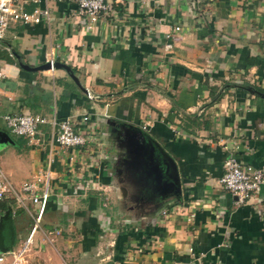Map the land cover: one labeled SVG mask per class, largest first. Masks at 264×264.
Segmentation results:
<instances>
[{
  "label": "crops",
  "instance_id": "crops-1",
  "mask_svg": "<svg viewBox=\"0 0 264 264\" xmlns=\"http://www.w3.org/2000/svg\"><path fill=\"white\" fill-rule=\"evenodd\" d=\"M107 1L112 11L94 23L75 14L74 0H50L48 25L9 28L27 60L9 44L7 57L16 59L25 88L6 94L14 104L0 109V120L34 107L33 114L67 117L78 129L94 126L97 135L72 154L57 149L49 124L34 142L15 140L27 160L21 181L51 160L40 245L28 263L264 264V180L240 203L218 182L228 154L264 179V98L244 89L264 92V0ZM50 51L92 99L63 69L19 66L40 65ZM0 69V82L10 79ZM211 89L218 98L209 103ZM136 129L175 161L179 197L159 194L136 169ZM6 211L0 252L14 239L13 211Z\"/></svg>",
  "mask_w": 264,
  "mask_h": 264
},
{
  "label": "built area",
  "instance_id": "built-area-1",
  "mask_svg": "<svg viewBox=\"0 0 264 264\" xmlns=\"http://www.w3.org/2000/svg\"><path fill=\"white\" fill-rule=\"evenodd\" d=\"M50 0H0V50L11 53L10 48L4 44V37L9 24H37L49 23V10L47 3ZM212 1V0H207ZM75 14L84 17L87 22L94 23L101 16L112 11V6L107 0H74ZM173 31L179 30L178 26H173ZM169 33L165 35L167 38ZM47 37V34H46ZM168 49L170 44H165ZM48 62L53 70L52 64L55 61L50 51L45 62ZM4 74L0 69V81ZM86 98L93 96L86 92ZM2 120L7 130L18 136H24L29 142H34L38 128L42 124H49L51 127L50 137L53 143L59 148H83L96 141L97 135L94 126L88 130L78 129L76 123L65 117L56 119L52 115L49 119L38 114H5ZM83 122L88 121V117H81ZM51 160L48 158L43 166L37 169L29 177L24 179L19 185H15L11 179L0 170V202L5 197H10L14 202L19 203L27 212L30 220V227L25 238L20 242V247L16 250L0 252V264H29L28 255L32 237L40 227V222L45 210L46 203L51 193L52 170ZM261 169L248 165H242L239 160L228 154L222 161V173L218 179L221 187L234 196L235 202H243L253 192L259 190L263 183ZM9 199V198H8ZM31 203L33 210H29L27 203ZM58 233V232H56ZM49 242L51 238H46ZM10 254L8 261L4 260V255Z\"/></svg>",
  "mask_w": 264,
  "mask_h": 264
},
{
  "label": "rangeland",
  "instance_id": "rangeland-1",
  "mask_svg": "<svg viewBox=\"0 0 264 264\" xmlns=\"http://www.w3.org/2000/svg\"><path fill=\"white\" fill-rule=\"evenodd\" d=\"M13 26V24H9L8 30H7V36H5V40L6 41L4 44L7 45L9 44L10 47H12L13 49L12 52L17 51L18 54H20L22 57L23 52H21V50L18 48L17 44H18V38L12 37L10 35V31L9 28H11ZM29 49H32V47L30 45H28ZM30 53H34L32 50L30 51ZM8 52L6 50H0V68L3 69V71H6L9 74V78L10 79H6L3 80L2 82H0V109L6 108V106H8L9 109H12L13 107L12 104H14V102H9L6 101V94L7 93H17L19 91L20 88H25L24 84L21 82V80L19 78H16L15 76V72L18 73L19 69L17 68L18 66L15 65L14 63V58H11L10 56H8ZM11 55V53H10ZM21 59V58H20ZM22 61L26 62V58L23 57V59H21ZM59 71V69H54V73H57ZM37 72V71H36ZM39 72V71H38ZM14 78V80H13ZM51 76L48 77L47 80H50ZM55 80V79H54ZM69 82L72 83L73 81L71 80V78H68ZM17 83L18 85V89H12L11 84L12 83ZM74 83V82H73ZM74 85H76L74 83ZM77 86V85H76ZM11 107V108H10ZM1 109V110H2ZM24 110H28V111H24L21 112L20 114H33L34 112V107L33 108H25ZM98 125H100V129L101 126H103L102 122H100ZM0 128L4 129V130H0L3 136H0V168L2 171H11L12 175H11V181L15 184V185H19L22 181L21 176L23 171L25 170V168L27 167V160H25V157H23L25 154L24 151L21 152H17V149H19V146L17 145V143H15V140L18 139H23L24 136H18V135H14L12 133H10L7 128L4 125V122H2V120H0ZM100 129H98V132H100ZM3 131V132H2ZM129 142H127L125 144L126 149H128V144ZM93 145V144H90ZM89 146V144L87 145ZM94 148L96 149L97 146H94ZM57 149L59 150V147L57 146ZM62 149V148H60ZM75 149V147H69V148H64V150H68L70 152V154L73 153V150ZM124 150V147H123ZM132 160V158H130ZM130 161V160H129ZM134 161V160H133ZM121 163V162H120ZM134 165L136 164L135 162H133ZM121 166V164H119ZM139 162L136 164V169H139ZM122 167V166H121ZM121 167L118 168V171H120L121 173L122 170L124 171V169H122ZM124 168V167H123ZM11 199L10 197H5L4 200H9ZM126 200V199H125ZM125 203H128V201H126ZM28 209L29 210H33V206L31 203H27ZM11 210L13 211V213L10 216V221L13 223L14 225V239L11 243V250H16L20 247V242L25 238V236L27 235L28 231H29V227H30V220L28 218L27 212L26 210L17 202H14L13 200H9V204L6 205V209H1L0 208V220L1 218L4 216V214L6 213V210ZM40 232L39 230L36 231V233L33 235V239H32V243L30 245V249H29V253L31 255L35 254L38 251V247L40 245ZM18 237L20 239V241L18 240ZM29 257V255H28ZM10 259V254H5L4 255V260L8 261Z\"/></svg>",
  "mask_w": 264,
  "mask_h": 264
},
{
  "label": "water",
  "instance_id": "water-1",
  "mask_svg": "<svg viewBox=\"0 0 264 264\" xmlns=\"http://www.w3.org/2000/svg\"><path fill=\"white\" fill-rule=\"evenodd\" d=\"M19 66L26 71L48 70L50 68L49 63L43 62L37 66H29L19 63ZM53 69H63L69 78L80 88L84 93L86 90L82 88L70 70V67L62 62L54 61L52 64ZM245 91L250 94H255L260 98H264V92L253 89L251 86H246ZM136 140L134 149V156L131 158L137 164L139 162V168L145 177H148L152 181V186L161 195H173L179 197L180 195V181L177 172V166L173 158L152 138L143 133L139 129H136ZM0 132V136H3ZM9 220V213L6 211L4 216L0 220V251H4L7 248L3 245L2 230L5 229V221Z\"/></svg>",
  "mask_w": 264,
  "mask_h": 264
},
{
  "label": "trees",
  "instance_id": "trees-1",
  "mask_svg": "<svg viewBox=\"0 0 264 264\" xmlns=\"http://www.w3.org/2000/svg\"><path fill=\"white\" fill-rule=\"evenodd\" d=\"M225 86V85H224ZM211 99H210V102L209 103H211V102H213V101H215L217 98H218V94H214L213 92H214V90L213 89H211ZM2 204H1V206H0V208H2Z\"/></svg>",
  "mask_w": 264,
  "mask_h": 264
}]
</instances>
